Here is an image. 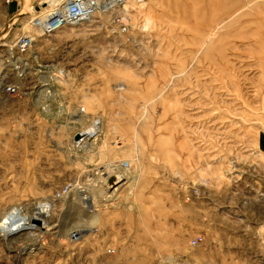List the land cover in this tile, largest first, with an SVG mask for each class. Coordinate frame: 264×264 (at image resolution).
<instances>
[{"label": "rangeland", "instance_id": "obj_1", "mask_svg": "<svg viewBox=\"0 0 264 264\" xmlns=\"http://www.w3.org/2000/svg\"><path fill=\"white\" fill-rule=\"evenodd\" d=\"M61 1L0 0V264H264V0Z\"/></svg>", "mask_w": 264, "mask_h": 264}, {"label": "built area", "instance_id": "obj_2", "mask_svg": "<svg viewBox=\"0 0 264 264\" xmlns=\"http://www.w3.org/2000/svg\"><path fill=\"white\" fill-rule=\"evenodd\" d=\"M9 0H4L7 3ZM133 0H62L54 7L36 12L31 20V27L40 35H49L60 30L65 25H74L90 18L94 13H107L110 22L123 30L128 23V17L115 9ZM140 0H137L139 2ZM33 37L25 32L17 37L15 48L20 53L31 44ZM9 89V88H6ZM197 240L192 239L191 244Z\"/></svg>", "mask_w": 264, "mask_h": 264}, {"label": "bare ground", "instance_id": "obj_3", "mask_svg": "<svg viewBox=\"0 0 264 264\" xmlns=\"http://www.w3.org/2000/svg\"><path fill=\"white\" fill-rule=\"evenodd\" d=\"M59 2H57L56 4H58ZM56 4H54L53 3V7L56 5ZM126 6L127 4L126 3H124V4H122V6ZM13 46H15V44L13 45ZM9 49H11V47L9 46L8 47V49L7 50H5V52H2V54H1V51H0V61H1V63H2V60H1V58L3 57V56H5L6 54V56H7V58H6V60H5V63H6V65H4V66H2V68H0V70H1V72H2V69H4V67H5V69L6 68H8V67H12V64H13V62L12 61H10V55L8 56V54H9ZM0 63V64H1ZM15 63V62H14ZM2 65V64H1ZM14 65V64H13ZM18 67V66H17ZM21 71V70H20ZM25 72V71H24ZM4 74L2 75L1 73H0V88L2 87V86H4L5 84H7V81L8 80H6L7 79V76H4ZM10 84V83H9ZM79 113V112H78ZM75 145H76V142L74 143ZM117 169H115L114 171H116ZM121 173H116V174H107V175H105V176H107V177H105L104 178V180H105V182H104V186H105V188H109V189H111V191H115V189H116V186L115 187H113V186H110V187H106V180H107V178L108 177H110V176H114L115 177V181H114V183H113V185H115V184H117L120 180H122L123 178H124V176H123V174H121ZM110 191V192H111ZM69 193L71 192V190H69L68 191ZM91 192V191H90ZM76 196V195H75ZM89 197V196H88ZM86 201H89V203H84L85 205H86V209L87 210H91L92 209V206H91V200H86ZM83 204V203H82ZM81 206V205H80ZM74 210V209H73ZM39 223V222H38ZM34 224H35V222H34ZM33 246V245H32Z\"/></svg>", "mask_w": 264, "mask_h": 264}, {"label": "water", "instance_id": "obj_4", "mask_svg": "<svg viewBox=\"0 0 264 264\" xmlns=\"http://www.w3.org/2000/svg\"><path fill=\"white\" fill-rule=\"evenodd\" d=\"M73 138L76 139L77 135L75 134L73 136ZM114 181H115V177L114 176L108 177L107 180H106V187L113 186ZM33 222L38 223V221H35V220Z\"/></svg>", "mask_w": 264, "mask_h": 264}]
</instances>
